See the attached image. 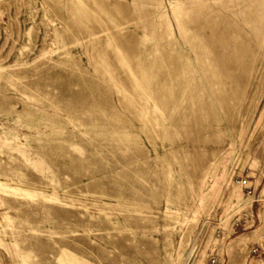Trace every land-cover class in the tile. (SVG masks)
Masks as SVG:
<instances>
[{"label": "rangeland", "instance_id": "374dc122", "mask_svg": "<svg viewBox=\"0 0 264 264\" xmlns=\"http://www.w3.org/2000/svg\"><path fill=\"white\" fill-rule=\"evenodd\" d=\"M210 253L264 264V0H0V264Z\"/></svg>", "mask_w": 264, "mask_h": 264}, {"label": "built area", "instance_id": "2783aa9c", "mask_svg": "<svg viewBox=\"0 0 264 264\" xmlns=\"http://www.w3.org/2000/svg\"><path fill=\"white\" fill-rule=\"evenodd\" d=\"M236 183L239 186H242L244 189L247 190V194H251V186L248 185V181L246 178H240L238 180H236ZM253 254L258 255L259 253H261V249L260 248H256L252 251ZM211 254V253H210ZM208 261L210 264H216L217 263V257L213 254L209 255L208 257Z\"/></svg>", "mask_w": 264, "mask_h": 264}]
</instances>
